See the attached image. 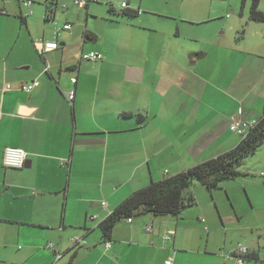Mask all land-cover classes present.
Wrapping results in <instances>:
<instances>
[{
	"label": "crops",
	"instance_id": "crops-1",
	"mask_svg": "<svg viewBox=\"0 0 264 264\" xmlns=\"http://www.w3.org/2000/svg\"><path fill=\"white\" fill-rule=\"evenodd\" d=\"M72 1L0 0V264H237L238 243L250 249L243 264H264V142L242 175L202 183L208 203L192 190L196 210L123 218L110 246L100 227L152 181L235 148L233 120L263 117L264 21L251 17L253 0L213 25L215 0L205 10ZM39 41L58 46L41 53ZM91 51L104 58H82ZM8 147L28 153L23 167L5 165Z\"/></svg>",
	"mask_w": 264,
	"mask_h": 264
},
{
	"label": "trees",
	"instance_id": "trees-1",
	"mask_svg": "<svg viewBox=\"0 0 264 264\" xmlns=\"http://www.w3.org/2000/svg\"><path fill=\"white\" fill-rule=\"evenodd\" d=\"M260 2L253 0L251 17L264 21ZM256 120V125L235 148L162 180L152 181L148 186L135 191L100 223L107 242L111 239L115 225L123 218L147 214L179 216L194 203V196L188 190L195 181L213 189L221 181L245 173L241 167L244 159L264 142V115Z\"/></svg>",
	"mask_w": 264,
	"mask_h": 264
},
{
	"label": "built area",
	"instance_id": "built-area-1",
	"mask_svg": "<svg viewBox=\"0 0 264 264\" xmlns=\"http://www.w3.org/2000/svg\"><path fill=\"white\" fill-rule=\"evenodd\" d=\"M72 2L74 5L78 6L79 8H84L89 4L90 0H73ZM24 4L26 6H30L32 4V0H24ZM65 5L66 4H64V3L62 4V6H65ZM126 6H127V3L124 2L123 7H126ZM71 26H72L71 24H67L64 27L66 29H69V28H71ZM37 44H38L37 48H38L39 52H41V53L44 51H47V50H52L54 48H57V46H58L57 42L43 43V42L39 41ZM82 58L86 59V60L98 61V60L103 59L104 55L99 51H91L88 53H83ZM48 69H49V67H46L45 70H48ZM71 80H72L73 84L75 85L77 82V77H73V78H71ZM39 83H40L39 80L35 79L32 82L22 84L20 86V88L24 91L31 92L35 87H37L39 85ZM5 88L11 89L13 87H12L11 83H6ZM65 95H66L67 99L69 100V102L73 103L74 99L76 97L75 86H72L71 88L66 90ZM0 119H1V112H0ZM256 123H257L256 119H251V120L243 119V118L235 119L232 121L231 128L233 131L240 134L242 138H244L248 135V133L250 132V129L253 128L256 125ZM27 158H28V153L22 149L14 148V147H8L5 149L4 163L7 166L23 167L27 161ZM102 204L104 206H106L107 202L103 201ZM90 218L92 220H95L96 216L91 215ZM128 220L132 221V218L129 217ZM153 228H154L153 224H149L146 229L148 231H152ZM169 233L170 234L174 233V231H169ZM164 237L169 238L170 236L165 235ZM73 242L74 243H80V242L85 243V241L80 239V238H74ZM107 245L110 246V241L107 242ZM49 246L51 248H54L53 243H50ZM235 252H236V258H237V264H243L247 254L250 252V249L247 245H245L243 243H238ZM58 257H60V255ZM166 264H172V260L171 259L167 260Z\"/></svg>",
	"mask_w": 264,
	"mask_h": 264
},
{
	"label": "rangeland",
	"instance_id": "rangeland-1",
	"mask_svg": "<svg viewBox=\"0 0 264 264\" xmlns=\"http://www.w3.org/2000/svg\"><path fill=\"white\" fill-rule=\"evenodd\" d=\"M123 0H110V4L113 5L116 9H120L121 7V2ZM174 1H178V2H184L186 5L189 4H193V5H197L199 6L202 10H205L208 6H209V0H156V3L158 4L157 8H163V9H172L173 3ZM215 1H219L221 4H219L216 8V13L219 14L218 16V20H215L213 22H209V25H213V23L219 24L222 19L221 15L223 14L225 16V18H227L229 21L232 20L235 17H237L238 15H240L241 11H242V0H215ZM189 7V6H188ZM260 8V7H259ZM260 148V147H259ZM257 150V152L254 155H251L249 157L245 158V163H257V158L258 155H260L262 152V148H260ZM252 160V161H249ZM197 186V187H196ZM202 187L204 192L206 193L207 197L204 198L200 195V193H198V189ZM192 190L195 192H197V195H199L200 197H198V202L199 200L204 203L205 201H209V196L210 194L208 193V189L206 188L205 185H203L201 182L199 181H195L191 187L189 188L188 192L192 193ZM225 190L219 188V189H215L213 192L219 195H222V199H224V202L222 200V203L224 205V207L227 209L229 208L230 212H231V202L229 201V199L227 198L225 192ZM241 191V189H240ZM208 203V202H207ZM221 209L223 210V205H221V202L219 203ZM189 205L185 211H190V210H196L198 208V206H193ZM184 213V212H182ZM183 215V214H182ZM143 216L142 215H133L132 218L133 219H141ZM219 222V226L222 228V230L229 228L230 226H232L230 221H225V226H222V223L217 219V223ZM227 226V227H226Z\"/></svg>",
	"mask_w": 264,
	"mask_h": 264
}]
</instances>
